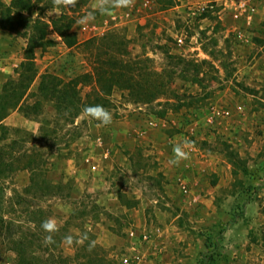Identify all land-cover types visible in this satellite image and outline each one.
Listing matches in <instances>:
<instances>
[{
	"label": "rangeland",
	"instance_id": "obj_1",
	"mask_svg": "<svg viewBox=\"0 0 264 264\" xmlns=\"http://www.w3.org/2000/svg\"><path fill=\"white\" fill-rule=\"evenodd\" d=\"M12 1L0 0V18H18L0 28V264H119L131 246L137 264H264V0L247 27L239 0H135L81 28L92 0ZM91 105L112 123L85 118ZM184 141L189 159L171 165Z\"/></svg>",
	"mask_w": 264,
	"mask_h": 264
},
{
	"label": "clouds",
	"instance_id": "obj_2",
	"mask_svg": "<svg viewBox=\"0 0 264 264\" xmlns=\"http://www.w3.org/2000/svg\"><path fill=\"white\" fill-rule=\"evenodd\" d=\"M78 0H52V4L55 8L65 7L71 8L75 7ZM135 0H92L90 5L92 11L86 13L84 16L80 17L76 21V27H84L95 20V13H100L101 15H110L112 9L120 8H131L134 6ZM43 6V5H41ZM55 14L48 10L47 14ZM82 113L85 118L92 119L99 122V126H107L112 123V113L101 105H91L83 108ZM191 148L190 141H184L178 143L173 147V156L170 158L169 163L171 165H179L182 161L189 159L190 151L186 149ZM42 229L48 233L45 237L47 243H52V234L58 230L57 224L53 218H49L42 222ZM65 241L68 245L73 243V238L71 236L65 237Z\"/></svg>",
	"mask_w": 264,
	"mask_h": 264
},
{
	"label": "built area",
	"instance_id": "obj_3",
	"mask_svg": "<svg viewBox=\"0 0 264 264\" xmlns=\"http://www.w3.org/2000/svg\"><path fill=\"white\" fill-rule=\"evenodd\" d=\"M258 12V4L257 1L254 0H239L236 4V10L234 15L241 19L243 27L251 26L253 24L254 19L256 18ZM246 31L243 28L238 29L237 31V38L243 40L246 38ZM129 237L135 238L139 240H145L148 237V234L145 232H140L137 230H129L128 232ZM131 249H134L132 254L124 255L120 258L119 264H137L141 261V256H139L138 252H135V247L131 246ZM6 264H10V261H7Z\"/></svg>",
	"mask_w": 264,
	"mask_h": 264
},
{
	"label": "trees",
	"instance_id": "obj_4",
	"mask_svg": "<svg viewBox=\"0 0 264 264\" xmlns=\"http://www.w3.org/2000/svg\"><path fill=\"white\" fill-rule=\"evenodd\" d=\"M12 5H20L21 1L18 0H13ZM18 21V18L13 15H11V10L10 7L7 10V15L6 17L3 16L2 18H0V28H5V29H10V27L12 28L13 25ZM68 27V26H67ZM40 23H36V25L34 26L35 30H40ZM44 30L41 29V32H43ZM39 33V31H37ZM42 40L43 37L39 39V36H31L28 42V49L29 52L32 53V50L36 47H40L42 45ZM65 42L68 45H72L75 42V37L72 36L71 34H66L65 36ZM51 85L45 86V90L46 91V95H50V97L52 99L55 100V106L57 108H59L62 104V102H66V100H68L67 96L61 97L62 96V92L65 91V89H61V88H57L58 83L54 82V83H49ZM45 85V84H44ZM8 88V86L6 87ZM3 115L0 117V120H2Z\"/></svg>",
	"mask_w": 264,
	"mask_h": 264
}]
</instances>
